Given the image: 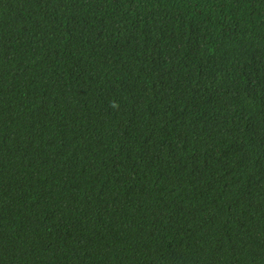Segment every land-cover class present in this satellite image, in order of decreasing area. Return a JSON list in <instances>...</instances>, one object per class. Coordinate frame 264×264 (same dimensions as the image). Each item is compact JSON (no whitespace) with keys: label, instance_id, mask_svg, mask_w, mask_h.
Instances as JSON below:
<instances>
[{"label":"trees","instance_id":"trees-1","mask_svg":"<svg viewBox=\"0 0 264 264\" xmlns=\"http://www.w3.org/2000/svg\"><path fill=\"white\" fill-rule=\"evenodd\" d=\"M0 264H264V0H0Z\"/></svg>","mask_w":264,"mask_h":264}]
</instances>
